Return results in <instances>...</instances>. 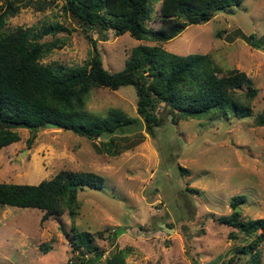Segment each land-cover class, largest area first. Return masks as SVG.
<instances>
[{
    "label": "rangeland",
    "instance_id": "obj_1",
    "mask_svg": "<svg viewBox=\"0 0 264 264\" xmlns=\"http://www.w3.org/2000/svg\"><path fill=\"white\" fill-rule=\"evenodd\" d=\"M160 1L150 0L145 25L160 24ZM51 22L69 30L44 36L63 43L39 61L52 66L83 63L92 54L91 42L61 0H30L6 18L4 28ZM87 33L109 70L123 66L133 45L157 43L126 31ZM249 33L264 46V0H241L215 10L207 20L188 24L159 43L174 53H208L220 67L218 75L232 67L244 71L257 89L249 116L215 113L172 120L158 102L154 113L161 120L150 133L135 110L133 86L125 84L94 86L85 99L92 114L102 116L116 107L138 118L110 135L86 138L60 126H11L19 138L0 147V181L37 182L67 168L98 173L103 183L78 190L79 207L72 217L64 208L40 219L42 210L36 207L0 203V264H73L79 258L68 242L73 229L90 231L102 257L125 247L123 264H244L248 253L238 248L252 234L216 217L231 211V195L242 194L239 217L264 218V124L253 122L264 107V50L248 43ZM161 222L173 229L166 231ZM113 230L117 232L110 237ZM256 248L259 264H264V239Z\"/></svg>",
    "mask_w": 264,
    "mask_h": 264
},
{
    "label": "trees",
    "instance_id": "obj_2",
    "mask_svg": "<svg viewBox=\"0 0 264 264\" xmlns=\"http://www.w3.org/2000/svg\"><path fill=\"white\" fill-rule=\"evenodd\" d=\"M52 1V0H50ZM241 0H161L158 8L160 24L145 25L150 18V0H61V5L85 32L92 45V54L81 64L49 65L39 58L63 43L58 37L45 39L47 34L69 30L58 22L17 25L5 30L6 18L30 0H4L0 4V147L17 140L11 126L37 128L52 120L64 129L86 138L107 136L132 125L137 117L111 107L105 115H95L85 108V99L94 86L115 89L131 84L136 94L135 110L146 129L161 120L154 113L163 102L172 120L220 113L227 116H249L250 101L256 94L250 76L234 67L217 74L220 67L208 53H174L159 43L175 36L191 23L207 20L215 10H222ZM37 6L40 8L42 4ZM112 29L115 34L126 31L136 39L157 43H137L127 52L123 66L109 70L102 65L95 39L88 30ZM248 43L261 44L254 35ZM264 50V46L261 47ZM256 125L264 124V107L253 115ZM32 137L26 138L30 144ZM108 145L112 139L108 138ZM106 149H109L106 147ZM103 177L90 170L60 168L35 183L0 181V203L42 210L40 219L61 214L64 208L72 217L78 207L77 192L84 186L98 188ZM242 194L231 195V211L216 220L231 225L251 238L238 251L248 253L244 264H259L257 244L264 239V218L241 219L239 203ZM117 231L113 230L110 237ZM100 233V232H98ZM70 248L77 249L78 261L73 264H123L126 248L113 249L102 257V249L86 229L72 230Z\"/></svg>",
    "mask_w": 264,
    "mask_h": 264
},
{
    "label": "water",
    "instance_id": "obj_3",
    "mask_svg": "<svg viewBox=\"0 0 264 264\" xmlns=\"http://www.w3.org/2000/svg\"><path fill=\"white\" fill-rule=\"evenodd\" d=\"M41 126L43 127H59V124L55 121L52 120H46L44 122L41 123ZM160 227H162L163 229H165L166 231L172 230L173 227L166 225L165 223L161 222L159 223Z\"/></svg>",
    "mask_w": 264,
    "mask_h": 264
},
{
    "label": "crops",
    "instance_id": "obj_4",
    "mask_svg": "<svg viewBox=\"0 0 264 264\" xmlns=\"http://www.w3.org/2000/svg\"><path fill=\"white\" fill-rule=\"evenodd\" d=\"M27 183H35V182H27Z\"/></svg>",
    "mask_w": 264,
    "mask_h": 264
}]
</instances>
